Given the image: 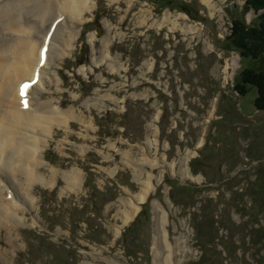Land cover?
Wrapping results in <instances>:
<instances>
[{
  "label": "rangeland",
  "instance_id": "374dc122",
  "mask_svg": "<svg viewBox=\"0 0 264 264\" xmlns=\"http://www.w3.org/2000/svg\"><path fill=\"white\" fill-rule=\"evenodd\" d=\"M177 1L194 18L159 0H91L63 26L49 67L60 82L34 101L75 117L46 146L52 185L36 182L24 223L0 227V264H264V112L255 88H234L249 60L224 46L246 0ZM169 179L187 187L179 204ZM143 205L151 221L125 248Z\"/></svg>",
  "mask_w": 264,
  "mask_h": 264
},
{
  "label": "bare ground",
  "instance_id": "6f19581e",
  "mask_svg": "<svg viewBox=\"0 0 264 264\" xmlns=\"http://www.w3.org/2000/svg\"><path fill=\"white\" fill-rule=\"evenodd\" d=\"M92 10L91 0H0V36H4L0 37V227L14 220V225L24 223L26 204H34L31 189L36 182L52 185L41 176L44 152L55 126H68L74 110L34 99L47 84L60 82L50 75L49 67L63 26L70 21L83 23ZM73 31L61 39L63 56L73 45ZM26 82L33 84L26 96L27 108L20 95ZM65 176L74 181L72 174ZM23 185L29 192L23 191ZM167 262L173 264L170 256Z\"/></svg>",
  "mask_w": 264,
  "mask_h": 264
},
{
  "label": "trees",
  "instance_id": "16d2710c",
  "mask_svg": "<svg viewBox=\"0 0 264 264\" xmlns=\"http://www.w3.org/2000/svg\"><path fill=\"white\" fill-rule=\"evenodd\" d=\"M157 4L159 8L178 9L190 18H194L191 3L177 0H159ZM234 9L235 11L232 10L231 12L233 16L231 34L225 38L224 46L226 50L237 51L243 60H249L248 66L240 73L234 88L239 95H246L251 87L255 88L257 90V97L254 101L255 107L258 111L264 112V0H246L242 13L239 11V6H234ZM251 10L260 14L250 23H247L244 16ZM167 185L171 187L172 200L179 204V197L187 187L170 179L167 181ZM86 186L89 188L90 193L88 195H90L91 200L94 197L97 198V193L101 194L98 189L94 192L91 191L93 187L90 182H86ZM93 202L95 205V201ZM150 215V208L144 205L140 214L122 236L125 248L133 246V242L130 244V240L134 237L129 238L130 235L137 228V225L139 227L151 221Z\"/></svg>",
  "mask_w": 264,
  "mask_h": 264
},
{
  "label": "snow or ice",
  "instance_id": "6c2138e0",
  "mask_svg": "<svg viewBox=\"0 0 264 264\" xmlns=\"http://www.w3.org/2000/svg\"><path fill=\"white\" fill-rule=\"evenodd\" d=\"M44 53H46V49H44ZM44 53H42V55H43ZM29 87H30V85L26 83V84H24V85L21 87V91H20L21 102H22V104H23V106H24L25 108L28 107V102H27L26 96H27V90H28Z\"/></svg>",
  "mask_w": 264,
  "mask_h": 264
}]
</instances>
